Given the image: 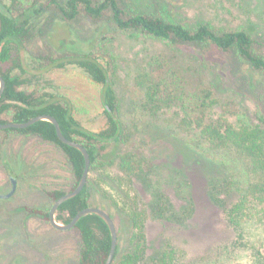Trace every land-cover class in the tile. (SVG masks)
Here are the masks:
<instances>
[{
    "label": "trees",
    "instance_id": "obj_1",
    "mask_svg": "<svg viewBox=\"0 0 264 264\" xmlns=\"http://www.w3.org/2000/svg\"><path fill=\"white\" fill-rule=\"evenodd\" d=\"M49 13L64 22H73L81 17L93 23L104 21L109 30L127 33L135 39L141 36L151 39L174 52H153L138 64L141 71L135 75V80L146 105L155 107L157 103H170L171 107V104L178 105V100L182 102L181 106L178 105L180 111L177 115L169 119H162L155 112L149 113L148 125L154 126L161 120L170 132L169 137L178 139L207 163L205 165L209 169L205 171L211 175L207 200L218 209L230 230L226 239L207 246L202 254L192 258L190 255L189 259L168 241L148 256L144 213L134 208L137 207L135 204H129V209L121 212L131 225L128 248L119 257L116 248L111 264H140L146 259L150 264H264V118L260 123H252L244 114L236 115L232 121L222 115L214 117L212 114L211 117L209 112L216 108L218 101L214 99L215 93L212 89H205L199 95H186L179 71L186 60L175 55V52L195 48L200 64L207 63L210 55L217 54L225 57L232 67L244 62L250 69L264 75V56L255 52L253 45L256 40L252 35L241 27L236 30L216 29L208 20H200L191 28L179 20L168 19L163 11H126L121 0H32L27 6H23L20 0H0V77L5 82L0 97V124L23 123L35 116L50 115L57 120L64 137L85 147L90 158L89 171L117 160L127 178H131L144 158H138V161L134 154H119L116 148L139 129L143 132L139 124L141 111L134 121L124 122L120 118L119 101L108 64L99 56L89 52L30 57L38 71L72 66L83 71L99 87L105 122L96 131L81 125L65 98L25 89L28 81L22 75L27 70L22 66L20 51L36 33L34 21ZM129 109L134 112L135 103H131ZM4 116L9 120L2 118ZM3 131L34 135L58 147L71 169L73 184L68 192L77 186L84 168L83 156L57 138L50 122L42 120L26 128ZM133 161L136 165L132 164ZM89 183L87 179L78 195L59 205L55 213L56 222L68 224L79 211L93 206ZM109 186L120 192L119 187L117 190ZM183 191L186 203L182 206H176L170 193L163 191L156 195L152 216L182 228L194 213L190 185L185 183ZM66 193L63 190L48 191L47 208L23 206L22 210L29 216L48 222L51 205ZM72 229L78 233L80 241L76 264H105L111 238L103 220L87 214Z\"/></svg>",
    "mask_w": 264,
    "mask_h": 264
},
{
    "label": "rangeland",
    "instance_id": "obj_2",
    "mask_svg": "<svg viewBox=\"0 0 264 264\" xmlns=\"http://www.w3.org/2000/svg\"><path fill=\"white\" fill-rule=\"evenodd\" d=\"M27 6L32 0H20ZM126 11H163L168 19H176L193 27L200 20L210 21L216 29L236 30L243 28L256 40L253 48L264 56V0H121ZM35 35L21 48L20 58L27 73L22 75L26 90L52 93L65 98L72 113L81 125L96 131L104 125L103 108L99 100V87L80 69L67 66L63 69L38 71L30 57L51 55L64 56L71 53H93L108 64L109 74L119 101V116L124 122L138 118L141 129L116 150L119 154L129 152L136 159L143 157L139 167L127 178L118 161L91 169V202L112 215L117 234V256L128 248L131 225L123 215L129 204L145 216L147 255L149 256L165 241L178 248L188 259L202 254L207 246L226 239L230 230L221 213L208 202L206 191L210 174L204 161L195 156L175 137H169L166 124L157 121L148 125V114L157 113L162 119L176 116L178 105L157 103L146 105L139 91L135 75L141 71L138 65L146 55L170 51L160 43L127 33L109 30L106 22L93 23L81 17L64 22L55 14L41 16L34 21ZM156 54V53H154ZM186 60L179 70L186 95L200 94L212 89L216 108L209 115L226 116L230 121L238 114L246 115L252 123L264 118V75L239 62L234 67L225 57L210 55L207 63H199L197 50L175 52ZM41 72V73H40ZM135 103L136 110L129 108ZM152 109L153 111H148ZM131 114V115H130ZM133 115V116H132ZM9 118L7 116L2 117ZM153 130V132H152ZM180 130V128H179ZM175 133V132H174ZM141 161V160H140ZM136 165V162H132ZM209 169V168H208ZM210 175V176H209ZM12 195L0 198V264H76L79 236L73 230L58 231L49 222L29 216L23 206L47 208L46 192H68L73 184L70 165L65 154L56 146L34 135L0 130V194ZM190 185L194 213L182 228L162 222L152 216L155 196L161 192L170 195L176 206L186 203L183 185ZM114 189L119 187L120 192ZM118 190V189H117ZM182 190V191H181ZM58 223V222H57ZM61 224V223H60ZM140 264H150L146 261Z\"/></svg>",
    "mask_w": 264,
    "mask_h": 264
},
{
    "label": "water",
    "instance_id": "obj_3",
    "mask_svg": "<svg viewBox=\"0 0 264 264\" xmlns=\"http://www.w3.org/2000/svg\"><path fill=\"white\" fill-rule=\"evenodd\" d=\"M4 86H5V82L0 77V97L3 93ZM42 120L50 122L55 128L57 138L63 144L77 149L82 154L83 159H84V168H83V172H82L81 178L79 180V183L77 184V186L72 191L67 192L66 194H64L63 196L58 198L51 205L49 212H48V222L50 223V225L54 229H56L58 231H67V230L72 229L75 226V224L77 223V221L81 217H83L87 214H94V215L98 216L106 224V226L108 227L109 233H110L111 244H110V250H109L107 259L105 261V264H111L113 257H114V254H115V250H116L117 234H116V228H115L114 221H113L112 217L106 211H104L98 207L90 206V207H86V208L82 209L81 211H79L68 224H60V223H57L55 221V213H56V210L59 207V205L61 203H63L64 201L78 195L86 183L89 168H90V158H89V154H88L87 150L85 149V147L82 146L80 143L74 141V140H70V139H67L66 137H64V135L61 133V130H60V127H59L57 120L55 118H53L52 116L47 115V114L35 116V117H33V118L29 119L28 121L23 122V123L8 122V123L0 124V130L10 129V128L22 129V128H26V127L32 125L35 122L42 121ZM11 181H12V188H11L10 192L5 194V195L0 194V198L6 199L12 195V193L14 191L15 181L13 179Z\"/></svg>",
    "mask_w": 264,
    "mask_h": 264
},
{
    "label": "flooded vegetation",
    "instance_id": "obj_4",
    "mask_svg": "<svg viewBox=\"0 0 264 264\" xmlns=\"http://www.w3.org/2000/svg\"><path fill=\"white\" fill-rule=\"evenodd\" d=\"M10 180H12V177H10ZM12 182V181H11Z\"/></svg>",
    "mask_w": 264,
    "mask_h": 264
}]
</instances>
